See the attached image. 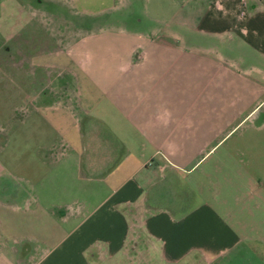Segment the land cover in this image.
I'll return each mask as SVG.
<instances>
[{
	"label": "crops",
	"instance_id": "1",
	"mask_svg": "<svg viewBox=\"0 0 264 264\" xmlns=\"http://www.w3.org/2000/svg\"><path fill=\"white\" fill-rule=\"evenodd\" d=\"M185 1L144 29L19 26L0 264H264V0Z\"/></svg>",
	"mask_w": 264,
	"mask_h": 264
},
{
	"label": "rangeland",
	"instance_id": "2",
	"mask_svg": "<svg viewBox=\"0 0 264 264\" xmlns=\"http://www.w3.org/2000/svg\"><path fill=\"white\" fill-rule=\"evenodd\" d=\"M65 2L69 3V0H65ZM120 2L121 3H119L118 0L91 1L90 7L93 8L98 6L109 8L110 6L109 10L104 11L101 14H91V18H88V16L82 15L81 13H75L71 9L67 10L68 7L65 4H59V7L53 5L52 9L56 11L59 9V13H64L66 15L64 16L65 18L68 15V18H70L73 22H85L86 26L84 28L82 27V24L80 25L77 22L76 24H79L80 26L76 25L77 27H72V21H70V19L68 20L70 22L63 20L65 21V26L62 24V29L57 31L59 28L57 27L56 20H53L52 16L49 14H44V16H42V21H38L40 23L42 22L44 27L47 26L46 30L43 31L42 36L48 38L63 36H65L67 39L74 38L75 36L80 35V33L85 31L88 32L87 26L89 19L90 23L88 30L91 28L90 32L97 31L102 27L105 28L109 23H115L117 25L116 18L117 21L122 24V26L124 25L130 29H144L157 24L158 19H154V17L164 14L165 16L172 18L177 13L179 8L182 6L189 7L190 4L185 0H125V4H123L122 0H120ZM48 3L50 4V2H44L43 4L44 6H47ZM73 3L74 2L71 1V5H73ZM115 3L119 6V9L116 10V12L115 7L114 9L111 8V5H115ZM79 4L81 7H83L88 6L90 2L86 1L85 4L74 3L76 7ZM35 9L36 5L34 4V0H0V153L4 152L5 149L3 150V147L7 143L9 133L18 123L22 112V103L20 101L22 96L18 92L19 69L21 68L22 63L20 62L21 59L19 57V47L17 44H13L12 40H18L20 37L19 26L28 20L29 21L26 26L32 31L28 32L27 34L29 38H34L33 34L36 33L34 32V23H38L34 22V20L38 17L40 18V16L35 17ZM63 9H65V11ZM24 32L25 31L22 33ZM184 33L187 36L188 41H194L196 38L204 41H214L210 38L202 39L203 34H196L195 31H186ZM8 35H10V38L12 39H9ZM62 40L63 42L66 41V39ZM5 47H10L11 50L8 57L6 55L8 54V51L4 52ZM30 51L33 52V48L28 52ZM258 220L262 229L264 227V219L260 218ZM258 246L264 255V244H260Z\"/></svg>",
	"mask_w": 264,
	"mask_h": 264
},
{
	"label": "flooded vegetation",
	"instance_id": "3",
	"mask_svg": "<svg viewBox=\"0 0 264 264\" xmlns=\"http://www.w3.org/2000/svg\"><path fill=\"white\" fill-rule=\"evenodd\" d=\"M5 46H6V45H5ZM9 50H10V49H9V47H5V50H4V52L8 51V54H6V55H7V57L10 55V54H9V53H10V51H9ZM2 184H3V183H2V182H0V186H1V187H2ZM4 184H5V183H4ZM1 187H0V189H2V188H3V187H2V188H1ZM12 187H13V186H12ZM12 187H11V189H10V190H11L10 192H12V191H13V188H12ZM3 189H4V188H3ZM4 190H5V189H4ZM0 191H1V190H0ZM6 191H8V190L6 189ZM6 191H5V192H6ZM253 255H254V254H253ZM247 257H248V256H247ZM253 258L255 259V257H253ZM245 259H246V257H245V255H244V256H241V258H240L239 260H240V261H244Z\"/></svg>",
	"mask_w": 264,
	"mask_h": 264
}]
</instances>
